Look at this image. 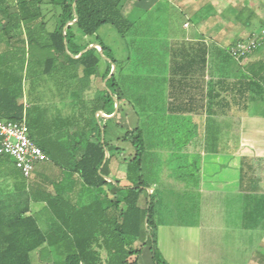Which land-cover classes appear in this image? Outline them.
I'll list each match as a JSON object with an SVG mask.
<instances>
[{
	"label": "crops",
	"instance_id": "0c3cea01",
	"mask_svg": "<svg viewBox=\"0 0 264 264\" xmlns=\"http://www.w3.org/2000/svg\"><path fill=\"white\" fill-rule=\"evenodd\" d=\"M170 1L176 3L184 20L174 21L175 33L172 27H166L165 45L153 51L159 56L160 68L134 79L133 74L128 73L131 60L127 58L120 69L126 71L130 95L118 96L113 101L114 112L102 115L111 119L122 134L139 127L143 135L146 129L157 136L159 149L173 146L179 166L186 169L179 173L181 185L189 190L193 207L197 204L196 212L201 213L205 206L212 208L219 199L241 202L243 223L230 230L243 235L253 231L257 236L252 256L242 264H264V250L259 251V245L264 249V81H259V49L242 61L232 59L228 48L244 39L232 38L235 32L241 35L233 19L217 17L212 0ZM131 3L132 12L123 16L132 24L126 35L129 39L136 37L133 30L140 23L143 28L135 32L148 39L150 36L146 33L155 30V36L150 39L159 43L158 26L153 20L164 17L161 0ZM155 9L159 17L149 19L146 14ZM6 22L7 19L0 17L1 30ZM68 25L73 27V23ZM73 32L76 40L74 29ZM12 38L11 34V39L6 41L0 32V86L6 81L12 86L16 81L21 90L22 74L30 71L34 95L27 104L32 109L28 115L29 134L46 152L47 160L35 164L30 177L25 179L10 158H0V210L7 220L31 217L46 238L33 252L38 257H53L67 246L58 233L63 231L59 225H66L77 210L93 206L92 199L88 205L87 197L97 194V190L87 187L71 171L73 158L59 168L52 166L48 152L57 150L63 154L71 149L75 152L74 158H80L86 141L97 137V97L64 94L65 66L72 63L70 58L77 59L69 52L55 57L51 73L46 74L51 78L44 80L47 85L51 82L52 87L58 85L61 94H52L54 90L50 92L49 86L43 88V80L36 71L41 68L43 72L46 58L52 52L32 47L31 60L27 42L23 49L19 36L16 42L11 41ZM79 46L96 48V40ZM137 86H141L140 105H134L131 96L137 94ZM16 90L15 87L10 89L14 97ZM138 118L142 119L145 129L137 124L132 126ZM123 145L124 149L129 147L127 143ZM247 205H251V209ZM247 219L251 223L246 224ZM196 224L157 223V245L169 264L175 260H183L184 264L200 262V246L207 243L209 230ZM163 242L167 243L164 250ZM143 243L147 244V240Z\"/></svg>",
	"mask_w": 264,
	"mask_h": 264
},
{
	"label": "rangeland",
	"instance_id": "374dc122",
	"mask_svg": "<svg viewBox=\"0 0 264 264\" xmlns=\"http://www.w3.org/2000/svg\"><path fill=\"white\" fill-rule=\"evenodd\" d=\"M18 1L19 0H2V3H0V17H2V12L4 10L8 12H15L18 9L16 5ZM212 1L217 17H223L226 20L233 19L236 23L235 26H239L241 35L239 37L236 32L233 33L232 38L234 40L245 38L253 33H259L260 30H264V0ZM131 2L137 4L141 2V0H120L119 7L122 16H126V14L130 11L132 12ZM161 2L165 8L164 17L156 19L159 17L156 9L146 14L149 19H156L153 21H155V25L158 26V30H156V37L161 38L159 43L156 40L150 39L155 36V30L152 31L150 29L149 32L146 33L147 36H150L148 39L141 38V34L139 36L138 32H135V30L139 31L141 27L143 28L140 23H137L133 30V34L136 35V37H132L131 39H129L128 35H125L124 37L121 36L115 28L109 24L101 26L94 36H85L81 32L77 31L73 26L76 33V40L74 41L76 46L94 42L96 36H98L103 44L110 49L112 58L115 59L117 66V69L112 67V73L115 74V78L118 83V89L115 91L116 97L121 94L130 95L127 91L130 87H127V81L125 79V76H127L125 75L126 71H123L122 68L120 69V67H124L123 64L126 59L130 58L131 60L128 65V73L133 74L134 79L137 76H146L154 69H159L161 64L158 59L159 56L156 51H153L160 47V45H165V28L172 27V32L175 33L173 27L174 21L184 20V16L177 11L175 2L170 0H161ZM69 4L70 0H38L37 5L41 9L42 15L41 21L45 23L44 29L38 32L42 38H45L48 31L60 30L62 28L61 15L63 13V6L66 5L68 7ZM28 30L29 28L25 24L16 27L15 31L12 33L13 38L11 41H15V39L19 36L22 42V44H19L22 45V48L24 49L23 46H25L24 43L27 41L29 34ZM0 32L2 33L1 29ZM18 32H20V35ZM138 36L140 38H138ZM43 52L46 51L43 50ZM252 54L253 53L250 55ZM29 58L31 60L33 59L31 50ZM259 64L264 66V43L259 48ZM65 68L66 69H64L63 72V78L65 81L64 94H68L72 97H78L84 94L97 97V119H104H100V122L95 120L98 127L97 134L99 132L102 133L103 126L106 125V134L102 136V138L107 141L108 144H112L111 147L108 148L109 157L106 165L109 170L111 180L113 182H118L123 188H131L137 183V177L141 175L144 183L149 187V190H145L139 204L142 208H144L147 194L149 192L152 193L154 198L156 197L157 199L156 222L160 225L183 224L192 226L197 223L203 229L208 228V241L206 244H202L200 246V262L198 264H242L244 261H248L253 254V249L255 248L254 245L257 238V236L255 237V232H246V235H243L242 232L239 233L237 230H230L231 228H236L238 225L243 223L241 217L242 208H240L241 202H237L232 198L222 201L219 199L216 200L217 202L212 208H206L208 206H205L203 207V211H201V213H199V211L196 212L197 204L193 207V199L189 194V190L182 187L180 182L179 173L182 172L183 168L179 166L180 163L178 162V157L175 156V153L177 152L172 151V145L166 146L168 148L166 151V147L164 146L159 149L157 147V136L150 134L145 129L142 119L140 118H138L132 126L137 124V126H141L145 129V152L141 166V173L139 174L133 166L129 167L128 163L133 156V150L128 143L129 147L124 149L125 145H123L121 140L122 133L120 129L112 123L113 121L111 119L103 117V112L101 111V106L103 104L108 105L110 102H113L115 98L111 95L101 98L102 92L105 90V82L102 75L106 68V61L101 58V62L96 67L95 73L92 77L84 76L82 68L78 64L70 63L68 66H65ZM36 73L39 74L43 83L46 78H51V76L48 77L45 75L41 68H39ZM59 74L60 72L57 73V75ZM13 75L14 74L11 75V78L14 77ZM30 76L29 70L22 74L20 84L21 90L17 86V83L19 82L14 81L11 86L15 87V90L17 89L14 93L17 104L23 105V112L24 114L28 113V115L32 111V109L28 106V103L30 101V97L34 95V92L31 93V84L33 82L30 80ZM129 76L128 78L131 79ZM47 86H49L50 92L54 90L52 94H61V88L58 85H53L52 87L51 82H48V85L47 83L43 84V88ZM140 93L141 86H137V94L131 95L134 105H140L142 100ZM137 102L139 104H137ZM27 118L29 123V117ZM70 147L72 148V145H70ZM116 149L119 151L121 150L123 153L118 154ZM71 152V149L67 150L63 154L57 150L48 152L49 160L52 162V166L57 165L59 168L64 167L61 165H64L70 159V155L72 154ZM127 175H129L128 179L126 178ZM182 175L183 174L180 175L181 178L183 177ZM104 191L105 194H94L92 197L88 196L87 203L88 205H91L90 200L92 199L93 206L84 207L77 210L78 213L70 215V221H67L66 225H59L62 226L61 230L63 231L58 232L59 235L63 236V243L67 246L76 244L90 245L87 247L89 250L87 257H89L91 262L94 264L112 263L102 244V241L100 240L101 238L98 237L99 239L97 240L98 225L102 222L101 220H103L104 217H110L111 219L122 209L120 203L110 207L108 199L116 201V197L113 195L110 187H106ZM120 195L118 197H121ZM250 207L251 205L249 207L247 205L248 209H251ZM103 213L105 214L104 217H102ZM196 219L197 222H195ZM245 223H251V221L247 219L245 220ZM102 224V228L107 226L104 221ZM109 228H111V226H109ZM146 240L147 237L144 234L131 245V248L133 249H141V256L138 259V264H151L148 245L143 243L146 242ZM244 244H246V246H243ZM166 246L167 243L164 242L161 245L163 250ZM263 250V247L259 245V251L261 252ZM62 252L63 250L59 253H55L53 257H38L34 252H32L30 254V262L31 264H59L61 263ZM133 259L134 258H130L129 262L133 261ZM171 264H184V261L175 260L172 261Z\"/></svg>",
	"mask_w": 264,
	"mask_h": 264
},
{
	"label": "trees",
	"instance_id": "16d2710c",
	"mask_svg": "<svg viewBox=\"0 0 264 264\" xmlns=\"http://www.w3.org/2000/svg\"><path fill=\"white\" fill-rule=\"evenodd\" d=\"M37 3L38 0H19L16 3L18 9L15 12L5 10L2 12V17L7 19L1 30L6 41L11 39L15 27H18L20 23L25 24L29 28L26 41L29 50L32 47H39L47 53L52 52L45 61L43 70L45 75L51 73L55 57L65 55L67 52L71 56H77V59L70 58V61L73 64H78L82 68L83 75L87 77L94 75L96 67L103 58L106 61V68L102 75L105 90L102 92L101 98L111 95L117 100L115 91L118 89V83L115 74L112 73V67L116 65V61L112 58L110 49L103 44L98 36L95 38L96 48L87 49V46H76L73 27L68 23H73L76 30L85 36H94L101 26L109 24L124 37L130 31L132 24L121 14L120 0H70L68 7L63 6L62 28L46 34L45 38H42L38 33L44 29L45 23L41 21V9ZM24 56L25 54L20 59L21 65L24 63ZM11 79L13 80V77ZM259 81H264V66L262 64H259ZM10 87L11 85L7 81L4 86H0V120L20 121L25 118L29 129L28 113L24 114L23 105L17 104L15 97L10 93ZM101 111L103 115H111L114 112V102H110L108 105L103 104ZM100 119L103 118H98L97 121ZM106 130L107 126L105 125L102 133L99 132L96 138L86 141L79 159L74 158L75 152H71L70 155V159H74L70 167L71 171L76 173L87 187L97 189V194H105L104 189L110 187L116 201L108 199L109 206L112 207L119 203L122 206L123 204L119 213L111 219L110 217L105 218L103 213L104 219L98 225L97 240L98 237L101 238L111 264H138L141 249H133L131 245L145 234L151 264H169L157 245V199L149 192L145 207L142 208L139 204L145 190H149L142 176L137 177V183L131 188H123L110 178L106 166L109 157V144L102 138L106 134ZM121 140L128 143L133 150V156L128 163L129 167L133 166L140 174L145 152V140L141 128L136 127L125 131ZM116 151L118 154L123 153L121 150L116 149ZM43 152L46 154L44 150ZM126 178L128 179L129 175ZM119 195L121 197H118ZM103 221L107 224L104 226L105 228H102ZM45 242L46 238L31 217L17 216L12 220H7L0 210V264H31L30 253L39 249ZM89 246L76 244L63 247L61 249V251L63 250L62 259L59 264H94L87 257L89 254L87 247ZM130 258H134L133 261L129 262Z\"/></svg>",
	"mask_w": 264,
	"mask_h": 264
},
{
	"label": "built area",
	"instance_id": "2783aa9c",
	"mask_svg": "<svg viewBox=\"0 0 264 264\" xmlns=\"http://www.w3.org/2000/svg\"><path fill=\"white\" fill-rule=\"evenodd\" d=\"M264 43V30L238 40L228 48L229 56L242 61ZM8 157L23 178L30 177L35 164L47 160L43 152L29 136L25 118L20 121L0 120V158Z\"/></svg>",
	"mask_w": 264,
	"mask_h": 264
}]
</instances>
